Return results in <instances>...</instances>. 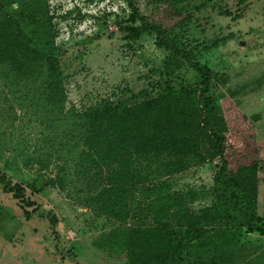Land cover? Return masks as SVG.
<instances>
[{"label": "rangeland", "instance_id": "rangeland-1", "mask_svg": "<svg viewBox=\"0 0 264 264\" xmlns=\"http://www.w3.org/2000/svg\"><path fill=\"white\" fill-rule=\"evenodd\" d=\"M46 1L54 16L64 98L50 85L44 63L25 74L0 63V173L24 187L38 177L51 185L39 193L26 187L25 196L34 202L25 208L27 219L20 202L0 184V264H129L127 252L97 246L121 225L96 201L108 167L84 144L85 120L79 113L103 98L125 99L143 89L153 97L157 83L179 88L200 77L186 64L165 70L167 53L155 47L152 34L123 38L118 25L127 22L124 0ZM136 3L148 20L172 29L209 67L215 123L229 134L230 172L249 182L246 166L253 154L256 211L264 217V0ZM209 158L200 139L193 153L187 147L133 153L126 224L141 230L164 222L176 226L182 212L210 206L218 161ZM167 194L179 203L155 202ZM211 236L222 249L220 264H264V235L236 232L223 223L205 225L195 242L183 244L180 264H193V253Z\"/></svg>", "mask_w": 264, "mask_h": 264}, {"label": "trees", "instance_id": "trees-1", "mask_svg": "<svg viewBox=\"0 0 264 264\" xmlns=\"http://www.w3.org/2000/svg\"><path fill=\"white\" fill-rule=\"evenodd\" d=\"M124 1L129 11L127 22L118 25L123 38L135 41L143 34H152L155 47L167 53L165 70L179 69L186 64L200 78L179 88L168 81L157 83L158 92L153 97L143 89L125 99H100L80 111L79 115L85 120L84 144L108 167L102 175L96 201L121 225L103 235L97 246L127 252L129 264H180L183 244L195 242L205 225L223 223L236 232L264 235V217L256 211L258 162L252 154L246 166L247 183L231 174L229 134L217 127L214 102L208 94L209 67L199 63L193 50L183 44L172 29L148 20L140 12L136 0ZM204 4L195 8H202ZM53 17L46 0H0V63H9L17 74H25L35 64L44 63L50 85L63 99ZM218 44L213 42L212 45ZM250 128L253 140L251 124ZM198 139L207 143L209 159L218 161L213 175L214 202L198 213L182 212L177 216L176 226L165 222L147 230L128 226L126 219L132 195L129 162L133 153H160L171 147H187L193 153ZM0 184L3 191L11 193L20 202L27 219L31 215L25 208L33 206L34 202L25 196L26 187L32 193H39L51 185L38 177L24 187L3 173H0ZM155 199V202L179 203L171 194L157 195ZM33 211L36 208H32ZM49 219L52 223L56 221L53 215ZM213 240L214 236H211L201 242V247L193 253V264H220L223 256L218 253L222 249L217 248Z\"/></svg>", "mask_w": 264, "mask_h": 264}]
</instances>
